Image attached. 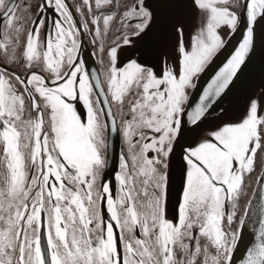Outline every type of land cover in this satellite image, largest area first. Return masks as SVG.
<instances>
[{"label":"snow or ice","instance_id":"6c2138e0","mask_svg":"<svg viewBox=\"0 0 264 264\" xmlns=\"http://www.w3.org/2000/svg\"><path fill=\"white\" fill-rule=\"evenodd\" d=\"M0 264H264V0H0Z\"/></svg>","mask_w":264,"mask_h":264}]
</instances>
